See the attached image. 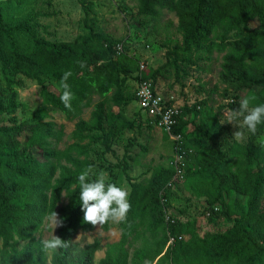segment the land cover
<instances>
[{"label": "trees", "instance_id": "trees-1", "mask_svg": "<svg viewBox=\"0 0 264 264\" xmlns=\"http://www.w3.org/2000/svg\"><path fill=\"white\" fill-rule=\"evenodd\" d=\"M137 2L139 14L154 22L159 21L163 10L177 16L183 40L167 45V66L175 72L179 84L181 78L189 77L192 68L201 70V63L210 60L215 50L225 49L224 39L213 38L219 27L236 31L240 36L230 43L232 52L225 56L223 76L235 77L250 87H261L260 102L264 103V0ZM254 21L259 23L257 29L243 34L249 22ZM46 31L37 15L15 25L8 24L0 6V68L35 81L42 87L41 96L46 104L61 111L69 120L80 118L91 106L94 96L103 98L94 106L91 120L78 121L73 136L84 141L89 133L101 132L102 135L93 140H101L110 151V145L122 132L135 129L134 122L127 121L120 111L131 100L125 94L128 78L134 72L128 48L122 47L120 52L114 40L95 32L92 27L82 42L52 43L42 36ZM65 72L71 73L66 82L73 93L68 107L60 100L63 86L56 94L48 90L42 79L52 76L61 82ZM158 75L157 70L145 77L154 81ZM111 93L114 106L108 109L107 97ZM2 95L0 90V116H11V122L0 126V264H48L46 253L50 250L42 247L43 240L35 233L52 211L60 214L58 238L64 242L63 247L51 251L52 264H72L70 246L74 238L80 232H91L96 228L84 221L78 189L73 185L84 168L91 165L95 169L98 165L87 159L80 160L68 150L53 148L49 139L60 138L62 134L56 131L53 122H37L30 128V135L22 139L27 124L18 123L14 114L27 107L17 103L15 92H11L8 99ZM197 106H180V124L174 131L184 136L182 152H178L184 177L198 184L196 191L206 197L203 204L210 216L219 212L215 208L219 209L225 196L236 194L246 198L249 201L247 208L236 199L231 227L200 236L195 220L181 222L166 218L170 201L175 196L169 188L176 177L175 166L158 168L148 183L143 184L130 176V157L126 155L122 163L116 165L123 170L131 186L130 209L122 225L124 237L132 232L137 219L146 214L165 229L166 243L171 236H186L168 246L163 257L168 264H264V146L255 140L264 133V124L258 126L246 145L233 150V155L240 157L235 165L227 151L216 148L218 125L209 129L197 125L193 134L201 133L211 145L201 157H196L185 132L191 122L185 118L195 112ZM147 121L150 128L154 127L150 119ZM34 147L38 148L39 157L34 154ZM74 148L82 155L88 154L87 147L75 145ZM62 161L66 165L61 164ZM109 174V182L117 184L118 174L114 170ZM64 193L70 203L57 211ZM110 223L100 225L102 230L108 232ZM20 240H27L22 248H19ZM100 247L99 242L92 244L81 254L79 264H91ZM101 264H123V261L121 257L109 255Z\"/></svg>", "mask_w": 264, "mask_h": 264}, {"label": "rangeland", "instance_id": "rangeland-1", "mask_svg": "<svg viewBox=\"0 0 264 264\" xmlns=\"http://www.w3.org/2000/svg\"><path fill=\"white\" fill-rule=\"evenodd\" d=\"M3 17L8 24L15 25L25 19L37 15L40 22L47 28L42 36L50 42L79 41L82 42L89 33L90 27L95 32L114 40L119 46L128 48L132 57L134 72L128 78V88L125 94L130 97V102L120 111L127 121L135 124L134 130L122 132L110 145L107 151L103 142L94 141L100 137L101 132L89 133L84 141L75 139L73 133L80 119L89 121L94 106L103 98L94 96L91 106L84 110L82 116L69 120L59 110L46 104L41 96L42 87L35 81L25 76L11 74L8 70L0 68V90L5 99L11 92L16 93L17 103L26 105L14 114L18 123H26L25 136L30 135V128L37 122L55 123L56 131L62 132L60 138L49 139L53 148L68 150L80 160L87 159L98 165L93 169V174L103 173L106 182L111 180L110 170L118 174L117 184L126 188L128 198L131 186L119 166L126 155L130 157L129 174L137 182L147 184L155 170L161 167H172L177 161L176 143L161 129L148 125L147 116L140 112L135 98L137 81L135 79L138 66L144 65V74L150 76L154 71H159L155 82L160 94L166 99H175L179 106L185 104L198 105L196 111L186 116L191 124L185 132L190 137L193 152L196 157H201L204 150L211 145V141L196 131V126L209 129L218 125L219 136L216 148L227 151L233 159V165L239 162L240 157L233 155V150L246 145L254 134L243 129L244 135L239 139L234 134L239 131L235 122H231V112L239 107V102L244 97H254L253 104L261 103V87H250L242 80L235 77L223 76L225 56L232 52L231 42L240 36L236 31H228L219 27L213 38L217 41L225 40L223 51L215 50L210 60L201 63V70L192 68L189 77L176 78L175 72L167 66V45L182 42L183 38L178 29V18L174 13L162 11L159 21L141 16L137 0H0ZM259 23L249 22L243 34L255 31ZM203 68V69H202ZM183 76V75H182ZM44 85L49 91L59 93L62 83L52 76H44ZM11 83V84H10ZM112 93L107 97V107L113 108ZM203 101L204 104H200ZM36 120V122H33ZM11 122V116H0V126ZM107 129V125H104ZM264 133L255 138L257 144L264 146ZM75 145L88 148V154L82 155ZM34 154L40 156L37 147L33 148ZM61 164L66 165L65 161ZM103 167V168H102ZM198 184L186 176L176 178L169 188L175 194L170 201L168 218L172 217L181 222L196 221V230L200 236L222 232L233 224L236 214V199L242 201L245 209L249 201L237 195L225 196L219 206V212L208 216V209L203 204L205 196L196 191ZM70 198L63 194L57 211L67 206ZM49 215L43 221L40 229L35 233L42 240L50 239L53 235L59 236L61 228L60 214L57 213L60 223L53 224ZM123 221L111 222L108 232L102 230L99 224L91 232H80L73 240L70 251L73 255L72 264H79L81 254L95 242L100 243L91 264H101L107 256L121 257L123 264H168L163 257L169 246L166 243V231L150 217L143 215L138 218L132 232L125 238L122 225ZM27 240H20L22 248ZM166 243V245H165ZM2 241L0 240V249ZM48 264H52L53 253L48 251Z\"/></svg>", "mask_w": 264, "mask_h": 264}, {"label": "clouds", "instance_id": "clouds-1", "mask_svg": "<svg viewBox=\"0 0 264 264\" xmlns=\"http://www.w3.org/2000/svg\"><path fill=\"white\" fill-rule=\"evenodd\" d=\"M71 76L65 72L62 78L63 92L61 102L70 106L73 93L66 82ZM254 97H244L239 102V107L231 112V122H235L239 131L234 137L239 139L244 135L243 129L255 134L258 126L264 124V103L253 104ZM264 139V138H262ZM73 187L78 189L79 204L84 213V221L92 225H103L107 222L123 221L130 209V202L126 188L106 182L103 173L93 174L91 165L84 168L76 177ZM48 219L56 225L60 223L57 213L52 211ZM64 246V242L53 235L50 239L42 241L45 250L54 251Z\"/></svg>", "mask_w": 264, "mask_h": 264}, {"label": "built area", "instance_id": "built-area-1", "mask_svg": "<svg viewBox=\"0 0 264 264\" xmlns=\"http://www.w3.org/2000/svg\"><path fill=\"white\" fill-rule=\"evenodd\" d=\"M118 50L122 52V47L119 46ZM144 68V65H141L139 72L135 76L137 77V89L135 92L136 101L139 105L140 112H144L147 118L150 119V124L155 128L161 129L166 135L174 139L177 151V161L174 163L176 170L175 179L182 178L184 172L180 168L181 161L178 152H182L184 136L182 134L174 133L175 128L180 124V117L182 115L181 108L175 103L174 98L166 99L160 94L154 82L145 77ZM190 152L192 153V151ZM173 183L174 182L169 186H172ZM218 210V208H215V211ZM208 216H210V213H208ZM185 238L186 236H171L168 244L169 246L174 245L177 240H184Z\"/></svg>", "mask_w": 264, "mask_h": 264}]
</instances>
